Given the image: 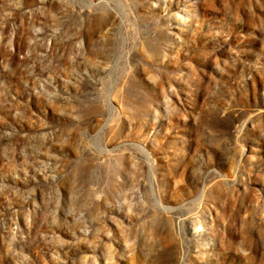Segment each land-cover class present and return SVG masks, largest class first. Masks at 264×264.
<instances>
[{
	"label": "rangeland",
	"instance_id": "obj_1",
	"mask_svg": "<svg viewBox=\"0 0 264 264\" xmlns=\"http://www.w3.org/2000/svg\"><path fill=\"white\" fill-rule=\"evenodd\" d=\"M0 264H264V0H0Z\"/></svg>",
	"mask_w": 264,
	"mask_h": 264
}]
</instances>
